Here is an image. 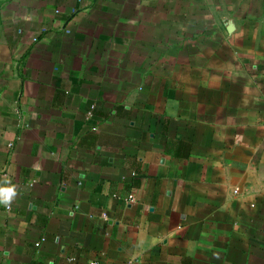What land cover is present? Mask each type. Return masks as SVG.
Segmentation results:
<instances>
[{"label":"crops","instance_id":"obj_1","mask_svg":"<svg viewBox=\"0 0 264 264\" xmlns=\"http://www.w3.org/2000/svg\"><path fill=\"white\" fill-rule=\"evenodd\" d=\"M5 180L0 264H264V0H0Z\"/></svg>","mask_w":264,"mask_h":264},{"label":"clouds","instance_id":"obj_2","mask_svg":"<svg viewBox=\"0 0 264 264\" xmlns=\"http://www.w3.org/2000/svg\"><path fill=\"white\" fill-rule=\"evenodd\" d=\"M4 183L7 186H0V204L8 206L12 202L13 198L17 195V189L8 180H5Z\"/></svg>","mask_w":264,"mask_h":264},{"label":"built area","instance_id":"obj_3","mask_svg":"<svg viewBox=\"0 0 264 264\" xmlns=\"http://www.w3.org/2000/svg\"><path fill=\"white\" fill-rule=\"evenodd\" d=\"M132 200V198H130Z\"/></svg>","mask_w":264,"mask_h":264}]
</instances>
